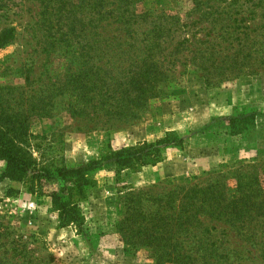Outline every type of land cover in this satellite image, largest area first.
Masks as SVG:
<instances>
[{"label":"trees","instance_id":"1","mask_svg":"<svg viewBox=\"0 0 264 264\" xmlns=\"http://www.w3.org/2000/svg\"><path fill=\"white\" fill-rule=\"evenodd\" d=\"M189 3L165 9L150 0H0V50L16 40L13 17L27 11L35 46L26 54L43 60L46 80L28 90L18 86L11 98L0 95L6 102L0 107L2 176L52 182L48 195L60 226L79 219L72 192L84 182L81 171L103 161L118 169L155 165L167 150H181L184 139L167 133L51 174L37 169L21 145L25 121L56 116L74 121L77 130L119 129L177 90L180 67L210 85L264 68V0ZM29 72L35 68L25 70V79ZM250 118L229 121L230 133L249 132ZM261 172L262 164L241 163L205 172L199 181L126 190L118 196L116 230L155 264H237L251 254L264 262ZM92 182L87 173V185Z\"/></svg>","mask_w":264,"mask_h":264},{"label":"rangeland","instance_id":"2","mask_svg":"<svg viewBox=\"0 0 264 264\" xmlns=\"http://www.w3.org/2000/svg\"><path fill=\"white\" fill-rule=\"evenodd\" d=\"M150 1L165 9H186L190 4L189 0ZM33 21L27 11L13 17L16 40L0 50L2 99L19 93L18 86L28 90L46 82L40 75L43 60L26 54L35 46L27 34ZM20 65L22 71L16 70ZM30 66L35 73L29 72L25 79ZM178 70L177 90L157 100L132 125L77 130L74 121L56 116L24 122L22 147L37 169L51 174L101 162L105 150L155 142L167 133L183 137L184 143L181 150H167L155 165L118 169L103 161L91 172L81 171L84 182L80 191L72 192L79 219L65 226L59 225L58 211L48 195L52 182L43 180L40 186L28 176H2L5 162L0 160V264H155L146 253L124 243L116 230L120 193L165 182L199 181L209 171H226L241 163L264 166V68L214 85L206 84L190 68ZM1 105L6 102L0 99ZM249 114L254 127L231 134L229 121ZM261 175L264 187V172ZM250 256L237 264H264Z\"/></svg>","mask_w":264,"mask_h":264}]
</instances>
